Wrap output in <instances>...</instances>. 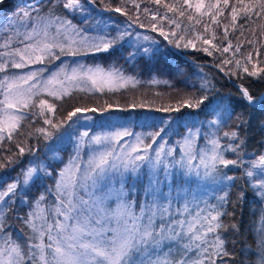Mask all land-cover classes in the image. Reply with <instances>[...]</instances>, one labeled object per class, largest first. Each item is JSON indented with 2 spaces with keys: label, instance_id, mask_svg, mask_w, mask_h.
I'll list each match as a JSON object with an SVG mask.
<instances>
[{
  "label": "snow or ice",
  "instance_id": "obj_1",
  "mask_svg": "<svg viewBox=\"0 0 264 264\" xmlns=\"http://www.w3.org/2000/svg\"><path fill=\"white\" fill-rule=\"evenodd\" d=\"M3 2L0 0V4ZM127 2L139 8L135 0ZM229 2L182 0L179 4L165 3L163 6L180 18L194 21V27L202 23L204 16L209 17L212 24L219 25L218 17L223 16L221 3L227 8ZM87 3L88 0H54L52 9L44 14L39 4L17 6L12 19L0 25L5 30V34H0V73H3L0 76V96L3 97L0 99V173H3L0 174V264H245V259L237 261L235 252L229 250V245L234 248L239 242L236 239V234L240 232L239 225L226 224L222 219L235 215V211L229 212L226 205L230 204L233 209L239 207L245 191L241 188L231 199L229 189L235 184L225 182H234L237 177L228 175L224 170L229 166L243 168L249 186L264 202V154L245 166L243 149L250 125L248 117L244 113L237 114L231 105L222 107L218 104L211 109L210 114L215 118L207 123L215 131L204 134V148H197V140L202 135L200 128L188 129L182 142H179L181 154L178 158L174 147L166 149V141L150 152L163 128L152 134L151 143L144 144L137 136L136 144L117 149L115 145L123 137L133 135L124 129L92 137H89L88 131H84L78 137L75 154L59 171L57 165L51 162L59 161L57 142L62 137L57 134L58 131L65 125L73 128L78 124L79 114L96 112L98 109L74 107L66 117L54 119L56 104L48 99L35 98L46 92L50 97L61 100L65 96L71 97L75 90L103 91L106 87L111 90L124 86L132 79L126 78L115 65L105 68L98 64L86 66L82 63L70 69L68 65H62L47 79L42 78L43 70L11 73V69H23L43 63L46 59L59 60L61 55L78 56L90 51L107 53L115 50L125 37L132 35L124 30L111 37H89L72 19L54 10L59 5L63 11L75 16L88 11ZM91 3L95 4L96 0H91ZM153 3L160 5L162 0H153ZM192 9L199 18L190 11ZM108 10L128 15L122 7H109ZM148 11L144 9L145 13ZM254 14L264 18V0H248L247 3L236 0L230 12L231 27L236 29L238 15L243 16L245 24L240 25L239 29L243 37L246 25L252 21ZM129 20L137 22L131 16ZM152 20L155 21L156 17L153 16ZM161 20H168L176 29L181 28L176 18L168 19L165 14ZM132 23L128 24L129 28ZM139 26L144 27L143 23ZM150 27L153 32L159 31L175 48H197L193 39H185L183 33L188 31L187 28L178 35L176 31L166 32L156 23ZM257 27L264 36V24ZM203 29L205 33L210 31L208 23L203 24ZM228 30L229 25L225 24L221 44L227 41V45L223 47L213 43L217 39L215 32L210 38L196 33L195 40L203 45L197 50L209 56L212 52L208 46L222 53L233 50ZM143 39L155 43L150 36ZM245 42L255 49L259 57L255 33L253 39H246ZM241 47L238 40L233 58ZM141 50L144 56L156 58V50L152 46ZM136 55L135 52L130 53L129 59ZM244 60L242 63L240 59H225L222 64L234 63L236 69L249 77L261 79L264 67L253 62L251 51L246 53ZM173 71L176 76L182 75L179 67ZM84 85L88 87H82ZM238 90L246 109L255 108L258 104L264 107V95L256 97L242 84ZM205 101H209L207 93L200 97H185L174 109L169 106L160 111H179L180 107L200 109ZM140 106L143 107V104ZM110 108L112 105L107 104L99 110L107 111ZM74 117L77 119L74 120ZM233 120L235 126L223 131L227 143L221 144L219 133L229 127ZM38 122L41 126H35ZM260 129L264 132V122ZM33 138L38 142L41 139L52 142L43 145V158L37 155L40 151L38 145L29 143ZM86 146L91 147L92 151L84 161L82 151ZM227 153L234 154L236 158H226ZM26 154L30 159L25 162L23 158ZM142 169L147 170L146 185L142 183L145 179ZM12 172H15L14 176L10 175ZM192 177L217 185L223 195L216 197V203H209L207 198L189 187ZM49 179L54 182L53 203L47 202L49 197L45 194L53 193L47 184ZM40 188L44 191L40 192ZM18 189H27L24 197L29 196L32 189H36L38 195L28 204L30 211L23 217H17L23 226L14 236L6 210L15 203L13 198ZM137 189H142L145 197L143 203L137 198ZM112 200L116 201L115 207L109 206ZM253 232L257 238L255 264H264V212L255 223ZM252 251L251 246L244 243L240 255L246 257Z\"/></svg>",
  "mask_w": 264,
  "mask_h": 264
},
{
  "label": "trees",
  "instance_id": "obj_2",
  "mask_svg": "<svg viewBox=\"0 0 264 264\" xmlns=\"http://www.w3.org/2000/svg\"><path fill=\"white\" fill-rule=\"evenodd\" d=\"M208 2L214 3L215 0H206V3ZM247 2L248 0H245V3ZM53 3L54 0H4L0 4V25L7 24L12 19L13 11L18 10L17 6L39 4L41 12L44 14L52 9ZM165 3L179 4L182 3V0H162L160 5L153 3V0H135V4L139 5L138 9L134 7L133 3L127 2V0H96L95 4H92L91 0H88L86 4L88 11L82 14L78 13L75 16L69 15L57 5L54 9L56 13L72 19L73 23L83 29L84 34L89 37L104 35L111 37L116 35L117 32L124 30L131 32L132 35L125 37L115 50H110L107 53L90 51L78 56L61 55L59 60L46 59L43 63L32 64L23 69H11V73L13 74L43 70L42 78L47 79L53 72L58 71L59 67L65 64L69 66V69L77 63H82L86 66L98 64L105 68L115 65L121 69L126 78H132L124 86L113 87L111 90L107 87L103 91L98 89L93 91L75 90L71 97L65 96L61 100L50 97L45 92L40 97L35 98L48 99L50 103L56 104L57 111L54 119L66 117L67 112L74 107L98 109L96 112L79 114L78 124L73 128H68L65 125L63 129L58 131L57 134L62 137L61 141L57 142L60 148L59 161H63V163H60L58 160H51V153L48 154L51 162L57 165V171L63 167L64 163H67L70 156L75 154V145L78 143V137L84 131H88L89 137H92L95 135L104 136L124 129L129 130L133 135L123 137L117 146L119 149L124 145L136 144L137 136L141 137L144 144L151 143L152 134L163 128L164 131L161 132L160 137L156 138V143L152 145L150 152L166 141V149L174 147L176 149L175 156L178 158L181 154V143L179 142H182L188 129L200 128L202 135L197 140V148H204L206 146L204 134H211L215 131V129L209 128L207 121L215 118L210 113L211 109L218 104L222 107L231 105L237 114L244 113L248 117L250 131L246 146L243 149L245 166L247 167L251 160L264 154V132H261L260 129L261 123L264 122V107L258 104L255 108L246 109L245 102L240 99L238 90L242 84L244 87H248L254 96L259 97L264 95V74H262L261 79H257L256 77H249L242 70L236 69L234 63L222 64V61L225 59H240L244 63V56L248 51H251L253 53V62H258L259 66L264 67V36L261 35L257 27L264 24V18L254 14L252 21L246 25L244 36L241 37L239 29L240 25L245 24L243 16L238 15L236 29H233L230 23L231 7L236 3V0H230L227 8L221 3L223 16L218 17L219 25L212 24L210 18L204 16L202 23L196 24L194 27L192 26L194 21L189 22L186 17L180 18L177 14L169 12L163 6ZM237 6L239 7V5ZM109 7H122L123 11H126L128 15H124L123 12L109 11ZM145 8L149 10L148 13L144 12ZM190 11L199 18L194 9ZM165 14L168 19L176 18L181 23V28L176 29L175 25L168 23V20H161V17ZM129 16L133 17L137 22L132 23L129 20ZM153 16L156 17L155 21L152 20ZM6 17L7 19H5ZM129 23H132L131 28L128 27ZM141 23H143L144 27L139 26ZM152 23H156L157 27H163L166 32L176 31L178 35L182 34L183 30L187 28L188 31L183 33L185 34V39H193L197 48H175L173 44H170L168 40H165L159 34V31L153 32L151 30L150 25ZM204 23H208L209 25L210 31L208 33L204 32ZM225 24L229 25L228 39L232 41L233 50L238 40L242 44L240 51L236 53L234 58L233 50H230L228 53H222L208 46L209 51L212 52L211 56L197 50L203 45L200 41L195 40L196 33L210 38L212 32H215L217 39L213 43L221 47L226 46L227 41L223 45L221 44L224 35L223 26ZM253 33H255V38L258 40L259 57L256 56L255 49L245 42L246 39H253ZM0 34H5V30L2 27H0ZM144 36L152 37L155 43L145 41L143 39ZM170 39H175V37H170ZM147 46H152L156 50V58L143 55L141 49ZM134 52L137 55L129 59V54ZM176 67L182 69V75L176 76L174 74L173 69ZM249 70L251 71V64H249ZM2 75L3 73H0V76ZM82 87L88 86L84 85ZM204 93L208 94L211 103L205 101L200 109L180 107L179 111H160L161 108L169 106L174 109L185 97H200ZM2 98L0 96V99ZM107 104H111L112 108L107 111L99 110ZM141 104H143V107L140 106ZM132 105H135V107H132ZM85 117H90V119H86ZM73 119L77 118L74 117ZM85 121L91 123L88 128L83 125ZM35 126H41V124L38 122ZM44 126L47 127L46 125ZM234 126L235 120L231 121L230 126L225 127L219 133L221 144L227 143L223 138V131H229ZM29 143L38 145L40 151L37 152V155L43 158L45 155L43 145L52 142H46L42 139L38 142L33 138ZM91 151V147H84L82 151L84 161L87 160ZM140 154L143 153L141 152ZM226 158L235 159L236 156L232 153H227ZM23 159L26 162L30 157L26 154ZM229 169H225L224 171L230 176L237 177L234 182H225L235 184V187L229 189V197L234 199L235 194L241 188L245 191L244 200L239 207L233 209L230 204L226 205L229 212L235 211V215L232 217H222L226 224L235 223L240 228V232L236 234V239L239 242L236 243L234 248L229 245V250L235 252L237 261L243 258L245 259V264H255L257 259V253L255 252L257 238L253 232V228L261 213L264 212V202L254 194L249 186L244 177L243 168L229 166ZM141 171L145 173V179L142 183L146 185L147 170L142 169ZM10 175L14 176L15 172H12ZM190 181L189 187L197 191L199 195L207 198L209 203H216V197L223 195L215 184L201 181L196 177L190 178ZM47 184L53 189L52 194L45 193L49 197L47 202L53 203L54 182L49 179L47 180ZM116 187H119V184H116ZM164 190L167 191V189ZM25 191L27 189H18L16 196L13 198L15 203H13L12 208L6 210V215L9 218L8 223L13 225L11 230L14 236L18 234L17 230L23 226L17 220V217H23L27 211H30L28 204L38 195L37 190L32 189L31 194L24 197ZM39 191L43 192L44 189L40 188ZM137 198L140 203L144 202L145 197L142 189H137ZM244 243L250 245L253 251L247 254L246 257H241L240 249L244 246Z\"/></svg>",
  "mask_w": 264,
  "mask_h": 264
},
{
  "label": "rangeland",
  "instance_id": "obj_3",
  "mask_svg": "<svg viewBox=\"0 0 264 264\" xmlns=\"http://www.w3.org/2000/svg\"><path fill=\"white\" fill-rule=\"evenodd\" d=\"M83 125L86 127V128H88L90 125H91V123L89 122V121H85L84 123H83ZM119 144V143H118ZM118 144H116L115 145V147L118 149ZM124 145V144H123ZM125 146H127V145H124L123 147H125ZM91 153V152H90ZM115 204H116V201L115 200H112V201H110L109 202V206L110 207H115Z\"/></svg>",
  "mask_w": 264,
  "mask_h": 264
}]
</instances>
